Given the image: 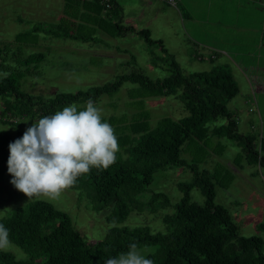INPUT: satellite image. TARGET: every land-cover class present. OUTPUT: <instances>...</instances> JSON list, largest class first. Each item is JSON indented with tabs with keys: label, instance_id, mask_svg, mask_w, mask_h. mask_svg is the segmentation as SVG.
Returning <instances> with one entry per match:
<instances>
[{
	"label": "rangeland",
	"instance_id": "1",
	"mask_svg": "<svg viewBox=\"0 0 264 264\" xmlns=\"http://www.w3.org/2000/svg\"><path fill=\"white\" fill-rule=\"evenodd\" d=\"M61 1L0 0V77L8 73L16 75L21 92L49 98L57 92H75L113 81L116 75L128 71L143 72L151 79L162 78L168 74L166 64L170 57L185 74L226 64L237 87V94L226 101V108L236 114L237 131L254 135L256 149L264 154V0H180L181 7L178 5L177 9L183 17L188 13L191 19L179 18L174 11L176 7L154 0L163 7L162 12L150 13L144 27L152 40L161 41L163 54L157 42L147 44L131 31L123 37L107 32L103 35L91 0H87L90 3L64 0L63 7ZM133 3L136 0H125L123 5L135 12L137 7ZM101 15L110 23L120 22L117 17L107 18L104 11ZM60 22L62 29L57 28ZM120 25L124 26V22ZM34 27L40 30L30 32ZM110 28L118 30L115 25ZM64 31L75 37H65ZM17 33L22 36L16 38ZM31 35L36 37L34 42L30 41ZM32 52H41L42 58L25 64L24 57ZM211 55L215 57L213 60L208 59ZM135 87L136 84L123 81L117 89L92 100L101 109L102 119L120 137L132 136L126 124L121 126L122 122L128 124L141 115L146 116L152 128L161 117L178 119L187 114L175 96L140 98ZM4 104L5 97L0 95V222L14 207L42 199L65 212L73 228L90 243L101 238L109 225H145L151 232L165 230L162 216L173 212V205L181 196L179 187L192 178L186 165L156 169L144 191L129 204L127 217L118 223H106V209H93L89 198L80 190L66 189L56 200L29 199L10 182L8 146L22 137L33 121L48 114L20 116L4 109ZM85 104L73 105L79 110ZM216 123L222 120L217 119ZM118 143L117 157L131 160L128 146ZM181 148L180 158L187 163L194 161L198 170H205L202 176L212 184L214 201L226 208L238 235L259 236L264 251V166L247 164L240 145L225 137L211 136L204 144L188 140ZM157 191L166 194L168 203L161 207L158 203L146 204L151 193ZM189 198L202 204L205 197L199 187L192 186ZM12 245L9 252L15 256L23 254L21 248ZM137 248L145 257L154 251L152 245Z\"/></svg>",
	"mask_w": 264,
	"mask_h": 264
},
{
	"label": "trees",
	"instance_id": "2",
	"mask_svg": "<svg viewBox=\"0 0 264 264\" xmlns=\"http://www.w3.org/2000/svg\"><path fill=\"white\" fill-rule=\"evenodd\" d=\"M91 1L95 6L93 11L98 14L96 23L100 30L111 35L131 31L147 44L158 43L162 54L165 53L161 41L152 40L146 28L135 29L122 26L118 21H105L100 17L104 11L101 0ZM114 25L117 31L111 30L110 26ZM57 28L62 29L61 22ZM31 29L34 31L30 32L37 30L36 27ZM67 32L65 37H75ZM21 36L20 33L15 35L16 38ZM35 40L36 37L31 35L30 41ZM42 55L41 52H32L24 57L23 62L38 61ZM166 65L168 74L162 78L151 79L143 72L128 71L116 75L113 81L75 92H57L49 98L21 92L17 88L16 75L8 73L0 77L4 109L20 116L49 115L65 106L94 100L101 93L117 89L123 81L136 84V95L140 98L169 95L182 103L187 112L185 116L178 119L161 117L152 128L142 115L128 124L122 122L121 126L126 124L132 136L122 138L115 134L121 146H128L131 160L117 157L109 168H93L68 188L83 192L93 209L105 208L106 223H118L127 217L129 204L134 201V196L144 191L156 169L186 165L192 174L191 180L179 187L181 196L173 205V212L162 216L166 226L163 232H151L145 225H109L101 238L90 243L73 228L67 214L51 203L34 199L16 206L0 223L8 228L12 243L26 255L17 260L13 253L0 251V264H104L105 260L126 253L132 243L137 247L154 246V251L146 256L154 264H264L262 239L257 235H238L226 208L214 201L212 184L202 176L205 170H198L194 161L187 163L180 158L181 147L188 140L204 144L208 137H225L240 145L247 164L264 166V154L256 149L255 136L238 132L236 114L226 108V101L237 94L230 70L226 64H216L209 70L185 74L171 57ZM137 102L140 103L141 99ZM217 119L222 123L217 124ZM192 186L199 187L204 194L202 204L190 200ZM146 201L150 205L158 203L159 207L168 203L166 194L159 191L152 192Z\"/></svg>",
	"mask_w": 264,
	"mask_h": 264
},
{
	"label": "clouds",
	"instance_id": "3",
	"mask_svg": "<svg viewBox=\"0 0 264 264\" xmlns=\"http://www.w3.org/2000/svg\"><path fill=\"white\" fill-rule=\"evenodd\" d=\"M7 75V74H5ZM7 170L11 184L29 199L56 200L78 177L93 168L107 169L116 162L119 143L114 128L102 119V111L89 99L78 110L63 107L32 122L22 137L9 144ZM13 248L9 230L0 223V251ZM26 254L18 255L17 260ZM104 264H154L135 243Z\"/></svg>",
	"mask_w": 264,
	"mask_h": 264
},
{
	"label": "crops",
	"instance_id": "4",
	"mask_svg": "<svg viewBox=\"0 0 264 264\" xmlns=\"http://www.w3.org/2000/svg\"><path fill=\"white\" fill-rule=\"evenodd\" d=\"M113 3H109V0H108V3H109V8H104V13H105V16L106 14L108 16L106 17H113V18H116L117 20H119L120 22H124V26H132L134 27L135 29H142V28H146L144 27L146 25V22L148 21V15L150 13H161L162 12V6L156 4V2L154 0H136L137 3H133V6L137 7V10H131L128 11L125 6L126 5H123L124 4V1H120V0H112ZM158 1H161V0H158ZM180 0H175V4L174 5H169L163 1H161L160 3L164 4V5H167L169 7H173L175 8L174 11H176L177 15L179 18H187V19H191V16L187 13V15H185L186 17H183L181 15V11H179L177 9V6L180 5L181 7V4H179ZM101 3V1H100ZM61 6L63 7V4H64V0L61 1ZM102 4V3H101ZM126 4H129V1H126ZM104 16V15H103ZM103 16L101 15L100 13V17L103 18ZM58 20L60 21V17L58 18ZM124 20V21H122ZM142 20L140 23H136V25H133L132 24V21L133 22H136V21H140ZM120 22H118L120 24ZM37 30H40V29H37ZM102 34L104 31H101ZM105 33V32H104ZM107 34V33H105ZM103 34V35H105ZM16 35V34H15ZM43 36H48L46 33H42ZM50 35V33H49ZM120 37H123V36H126L127 35V32L125 33H122V34H119ZM118 36V35H117ZM17 43H19V41H16ZM215 50H211L209 52H214ZM213 56V55H211ZM210 58V57H209ZM238 122V121H237Z\"/></svg>",
	"mask_w": 264,
	"mask_h": 264
},
{
	"label": "built area",
	"instance_id": "5",
	"mask_svg": "<svg viewBox=\"0 0 264 264\" xmlns=\"http://www.w3.org/2000/svg\"><path fill=\"white\" fill-rule=\"evenodd\" d=\"M169 5H174L175 4V0H161ZM102 4L104 5V8H109V3L108 0H101Z\"/></svg>",
	"mask_w": 264,
	"mask_h": 264
}]
</instances>
